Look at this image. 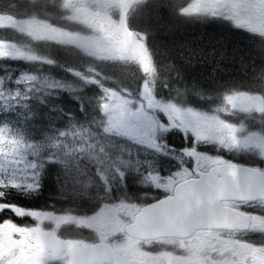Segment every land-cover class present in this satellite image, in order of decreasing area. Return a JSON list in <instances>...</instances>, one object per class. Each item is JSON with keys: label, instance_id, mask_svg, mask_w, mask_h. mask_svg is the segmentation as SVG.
Segmentation results:
<instances>
[{"label": "rangeland", "instance_id": "rangeland-1", "mask_svg": "<svg viewBox=\"0 0 264 264\" xmlns=\"http://www.w3.org/2000/svg\"><path fill=\"white\" fill-rule=\"evenodd\" d=\"M113 1L114 4L111 5H106L108 0L97 2L95 8L92 10L89 9V4L83 0L64 1L67 4L66 8L68 15L74 17L76 20V22L74 21L75 23L83 26L81 31L84 33L80 32V34H71L64 30L54 29L46 23L38 21V14H28L26 11L24 13L11 14V11L3 10L4 7L0 8V59L8 60L10 58L26 55L27 53H25V49H27V46L24 44L28 43V40L32 43L50 40L54 42L66 41L77 47L80 46L82 57L85 60L92 62L94 65L106 66L108 58H110V61H114L113 58L118 57L130 58L137 61L140 60L139 57L132 55V53H110L101 49L103 47V42L101 41L104 39L103 37L105 34L100 29H96L92 26V22L96 24L104 22L95 18L97 13L105 15L109 12L108 8H110V6L118 5L120 7V17L124 18L127 13L128 16H130V13H132L135 6H140L133 13V19H135L141 16V8L144 5L138 4L142 0H124L123 2H120L119 0ZM209 1L210 0H190L181 12H186L188 15H190V13H203L208 16H218L222 20H225L223 22H227L229 25L235 24L244 30L254 31L264 35V2L262 0H218L208 6ZM91 2L92 0L89 1V3ZM206 4L208 7L206 10L198 11ZM158 15L159 14L154 11L149 14L146 13L143 16L146 25L152 23L153 27L155 29L158 28L160 31H158V34L171 35L172 30L159 24ZM9 17L13 18L9 19ZM26 18L30 22H40L41 25L39 26V31L44 30L45 33H35L27 30L23 25ZM165 21H169L172 24L174 23L170 16L166 17ZM218 24L220 25L221 22H218ZM55 25L59 27L62 26L60 18L56 19ZM218 27L220 26L216 24L209 27L211 30L217 28L215 30L219 31L217 34H207L206 38L211 41L213 45H216L217 42H221L220 45L231 42L229 35L232 33L228 31L230 30L229 26L223 25L221 28ZM201 28L204 27L202 26ZM201 32L206 31L204 29V31ZM187 34L189 35V33ZM235 34L236 36L232 39L236 42L239 38L237 33ZM178 38L182 39V37L179 36ZM243 38L247 39L246 43L250 44V46L251 44H255L250 42V37ZM113 39L133 49L122 38L117 37ZM248 39L250 41H248ZM176 41L177 39H175V44L177 43ZM183 41L185 44H203L201 41V43H198L199 40L196 41L194 38L191 40L190 35L189 38H186ZM114 44H116L114 41H110L109 43L111 48ZM250 46H244L245 49L243 50H248L251 48ZM169 47H175L174 41H169ZM222 48L225 52L221 55L219 54L217 57L220 62H223L225 65H234V63L239 64V58L234 54L235 51L231 50L234 48L227 45ZM156 49L159 51V59L162 60V57H165L164 52H161L158 48ZM235 49L238 50V47ZM251 49H254L256 53L258 50H261L259 46L256 48L252 47ZM201 50H205L201 53L202 55L205 54L207 56L208 52L206 51H208V49L201 48ZM214 54L215 53L213 52L209 55ZM147 59H149L148 56L143 59L144 61L142 64L141 62L139 63L141 66L140 75L141 77H144V80H139L141 83L139 89L140 94H138L139 99L136 100L134 97H126L117 93L112 86H105L99 83L101 82L99 80L80 81L86 85L95 84L99 88V101L104 107V120L106 122L104 128L105 131L110 135H116L117 137L124 138L128 143L134 144L132 145L133 148H129L127 152L126 150H118L115 152V150L109 149V152L116 154L115 157L120 159L116 160V158H109L113 167L118 170H131L134 166L129 165V163H135L136 160L141 159V157L146 158L148 155L150 156L149 158L164 156L167 159L171 158V160L165 161L161 165V170H164L166 173H171V169L172 171L178 172L181 167L180 164L183 163V161L189 162L190 158L195 156V153L199 160V157L202 154L198 155V152L193 150L187 152L184 149L180 152H174L173 149H171V154L168 155L165 153L167 148L159 144V137L155 132H158L160 126L163 125L160 119L169 116L171 108L170 106H166L161 99V92H159V89L165 87L162 85V80L158 77L159 75L156 72L155 65L154 68H152ZM240 67L243 66L240 65ZM0 70H2V68H0ZM78 78L80 79L79 76ZM258 82H260V80H251L248 84L238 87L239 89H244L243 93L245 94L240 95V93L234 91L232 95L224 97L216 92H211L207 87H204L202 90L195 89L192 91L186 86V90L181 93L178 92L170 102L171 105L176 103L179 108L182 109H188L192 105V102H195V106L198 109H202V111L205 110L207 113L220 112L223 113V115H226L231 112H237L241 116L244 114L245 116H248L247 114H250L255 117V120H257L258 123H261L264 122V93L262 95L257 94L260 93V87L262 86ZM113 83H115L114 80ZM76 87L77 85L75 83L71 84L66 81H56L53 79L49 80L40 74H18L16 71H5L4 73L2 71L0 73V191H2L1 189L5 188L6 185L18 187L23 183L25 186L24 189L27 190V186L33 182L34 172L37 170V163L33 159V152L35 151L37 143H31V141L25 139L18 131V127L20 126L19 123L20 121L22 122V119L25 117V110L28 109L26 104L28 102H33L35 99H42V96L48 93L59 91L75 93ZM229 87H231L232 90L235 89L233 86ZM127 88L130 89L131 86L129 85ZM230 91L231 90L228 87L225 89V93ZM253 91L254 93L251 94ZM207 94H211L210 99L205 98ZM169 96L171 97V95ZM176 112L178 111L174 112V110H172L171 115L180 114L179 112ZM239 117L240 116L237 118L239 119ZM190 118L195 121L194 124L196 127L193 129L196 130L198 135V137L193 139L199 141L198 143H200V145L205 144L204 146H211L214 150H217V152H229L232 149H236L240 154H247V151L250 150L253 154H256L259 161H264V136L262 138H257L252 135H247V133H244L243 128H235L234 130L227 129L218 121H206L198 116H193V114ZM255 120H253L252 124H257ZM235 122L236 120L234 123ZM242 123H245V120L243 121L241 118L240 124ZM164 124L166 125V123ZM246 128L247 127L244 129ZM53 139H57V142L65 145L67 152L72 148V150L78 149L83 153L85 152L84 150H88L86 145H89L90 148L93 146L92 140L94 137L92 136V139L87 138V133L79 127V129L74 131H65L60 134L56 133L54 134ZM175 147H178L179 150L181 148L180 145H176ZM103 151L102 147L98 148V145H95V149H93L92 153L94 154L93 157L96 158ZM105 151H107V149ZM130 154H132V156ZM130 157L133 158V161ZM173 157L177 158L176 161H174ZM92 162H94V160H92ZM142 162H146V160H143ZM210 163H221V160L216 156H206L200 159L196 164L197 167H199L200 164L206 166ZM104 165L103 168L107 169L108 165ZM137 167L138 165L134 168L136 172L139 170ZM151 167L152 166L150 165L147 168H144L149 169ZM146 173H149L144 177L149 179L148 182H145V184H148L152 182L150 175L153 172L147 171ZM90 176L91 174L89 177ZM0 210L6 211L7 208H0ZM110 211L111 208L105 206L99 213L108 214ZM21 215L27 216V214ZM34 217H36L39 227H42L44 224H49V222H55L54 219H47L46 216L42 214L34 215ZM70 220L71 219L68 218H62L60 221L61 224L62 221L66 224V221ZM77 223V221H74L73 226L77 227ZM13 228L14 227L6 223L0 224V264H11L14 255L17 258V263L15 264H44V260L47 256L44 250L38 248L31 251V254L26 251L25 247H27L26 245H29V238L33 233L28 234L24 229L17 228V231L15 232ZM13 235H15V237H13ZM33 237H35V235H33ZM262 237L264 238V233L262 234ZM59 247V251L61 252L58 253L59 257L63 258V253L69 257L63 258V261L67 260V262H71L76 261L71 257H73V253L76 254L78 250L82 251L83 244H69L66 248L64 245ZM23 254H28V256H23Z\"/></svg>", "mask_w": 264, "mask_h": 264}, {"label": "trees", "instance_id": "trees-1", "mask_svg": "<svg viewBox=\"0 0 264 264\" xmlns=\"http://www.w3.org/2000/svg\"><path fill=\"white\" fill-rule=\"evenodd\" d=\"M173 1L176 5L178 4V0ZM174 3H157L156 7L150 9L151 11H145L141 15L143 17L146 13L149 14L154 11L159 14V24L172 30L171 35L158 34V28L155 29L152 23L146 25L145 20L141 21L142 25L149 30L150 35L148 38L154 50L152 52L153 56L159 58V51L156 48L165 54L162 60L164 59L166 63L163 64V67L156 69L160 80H176L180 83L178 88L180 93L186 90V87L181 85L184 81H186L185 85L192 91L195 89L202 90L204 87L214 91L218 86L239 85L241 87V85H246L251 80H260L258 83L264 80L263 38L259 36L250 37L251 41L249 39L248 41L255 43L250 46L246 43L247 39L243 38H248L249 35H240L241 37L238 36L239 39L235 42L232 38L236 35L232 33L229 35L231 42H227L228 44L220 45L221 42H217L216 45H213L206 38V35L217 34L219 30H211L208 27L201 28V26L196 27L187 23L181 16L177 15V6ZM167 14L173 20V24L165 21V18L168 17ZM204 29L206 32H201ZM187 33H189L191 40L194 38L196 41L199 40L198 43L202 42L203 44H185L183 40L189 38ZM175 39H177L176 44ZM169 41H174L175 47L170 48ZM225 45L234 48L231 50L235 51L234 54L239 58L238 63L243 67H240L237 63L225 65L219 61L217 57L225 52L222 48ZM244 46H250L251 48L259 46L261 50H258L257 53L251 48L243 50L245 49ZM40 47L43 50L36 51L34 54L47 61L46 70L49 75L57 78L59 75L64 76L68 70H76L83 75L88 72L84 60L79 57L77 51L59 49L53 43H46L40 45ZM236 47H238V50L235 49ZM201 48L208 49L206 51L208 52L207 56L202 55L201 52L205 50H201ZM213 52L214 55H209ZM3 64L7 67L10 62H3ZM17 65L20 66L21 64L17 63ZM95 70L97 73L93 77L95 80L101 81L99 83L108 87L112 86L119 93H130V97H137V89L133 88V84L124 82V80H135L132 74L133 69L115 67L105 70L95 68ZM66 77H68V74ZM113 80L115 83H113ZM60 81L75 83L77 85L76 92L74 94L66 91L55 92L26 104L28 109L25 110V117L19 123L18 131L31 143H37L33 152L37 170L34 172V180L27 186V190L24 189V183L18 187L6 185L5 188H2V191H0V207L16 208L30 212H48L53 215L87 217L97 211V205L99 204L89 200L94 196L88 193L84 194L82 190L96 188L94 184H96V181H100L99 178L102 177L109 181L110 198L115 201L113 194L118 190L116 185L118 173H132L130 170H118L113 165L110 170L103 168L105 162L111 164L109 158H116V154L109 152V149H113L115 152L118 150H126L127 152L129 148H133L132 145L134 144L105 131L106 122L103 106L99 101V88L95 84H83L80 80ZM129 85L131 86L130 89L127 88ZM79 127L87 133V138L92 139V136L94 137L92 149L89 145H86L88 150H84L83 153L78 149L72 150V148L67 152L65 145L57 142V139H53L56 133L74 131ZM95 145H98V148L102 147L104 150L96 157L98 159L93 157L94 154H92ZM106 149L107 151H105ZM130 155L132 156V154ZM116 160L120 159L116 158ZM233 161L247 164L242 161V158ZM85 183L88 185L85 186ZM130 188L132 189L131 186ZM95 197L102 198L104 196L98 195ZM10 213L11 211L0 210V221L10 220L21 223L30 220L29 218L11 216Z\"/></svg>", "mask_w": 264, "mask_h": 264}, {"label": "flooded vegetation", "instance_id": "flooded-vegetation-1", "mask_svg": "<svg viewBox=\"0 0 264 264\" xmlns=\"http://www.w3.org/2000/svg\"><path fill=\"white\" fill-rule=\"evenodd\" d=\"M43 5L42 14L49 15L48 1H50L56 9V12L51 11L54 17L59 15V12L63 10L61 3L67 0H39ZM81 1V0H79ZM89 4V9L95 8L97 2L102 0H83ZM123 2L124 0H119ZM6 3L11 14L30 13L31 0H0V3ZM157 3H161L160 0H147L144 6L141 8V14L156 7ZM114 4L113 0H108L106 5ZM8 9H3L8 11ZM2 10V11H3ZM109 12L105 15L97 13L95 17L103 23H93L96 29H100L104 32V39L102 50L110 53L123 52L124 54L133 55V50L126 45L117 42L113 38L120 36V31H131L143 42L145 36H149V30L146 29L141 21L143 17L133 19L130 13L126 14V17H120V7L110 6ZM151 11V10H150ZM28 16V15H27ZM114 16V17H113ZM13 18V17H11ZM9 17V19H11ZM74 18V17H73ZM107 21V22H106ZM24 27L30 30L31 23L26 18L23 22ZM41 25V24H40ZM83 27V26H82ZM38 29V27H37ZM45 33L44 30L39 31ZM143 39V40H142ZM110 41H114L116 44L111 48ZM145 41V40H144ZM172 119H170L171 121ZM180 125L173 124L175 130L171 132V146L174 152L180 145L179 150L189 152L193 150L202 154L199 160L206 157L202 152V147L198 146L199 141L193 138L198 137L196 127L193 121L188 118L187 120L178 119ZM184 151V152H185ZM174 156V155H173ZM176 161V157H173ZM197 154L191 157L189 162L183 161L178 172L172 171L171 173H152L150 178L152 182L145 184L144 182L138 183V189L136 194L148 196L151 199L148 203H152L156 200L164 198L169 195H173V192L177 185L186 182L188 180H196L198 178V172H206L209 166L214 164L210 163L206 166L200 164L197 167L199 161ZM174 165V164H173ZM176 170V169H175ZM149 173L142 174L143 177ZM150 179V180H151ZM149 180L148 178L146 179ZM153 195V196H152ZM152 196V197H151ZM158 196V197H157ZM227 207L238 211L241 214L249 217V227L246 231H225V230H210V229H198L182 238H157L151 240L134 239L127 236L124 233V226L133 221L134 216L138 208H133L131 205H125L124 207L118 205L112 207L111 211L106 214L96 213L92 214L88 222H78L77 226L87 225L88 238L85 240H74L69 238H61L59 236L49 235L48 230H28L30 235L29 245H26V251L31 254V251L36 249H42L46 252V258L44 264H105L103 262H88L86 261L85 249L89 246L101 244L98 246L99 257L106 258L105 251L109 245L111 248L110 261L107 264H264V247H259L256 244L257 233L264 230V202H252V203H227ZM261 210V211H260ZM263 211V212H262ZM57 227L65 226L62 221L61 225ZM14 231L17 229L14 227ZM19 231V230H18ZM36 232V233H35ZM62 232V230H61ZM15 237V235H13ZM69 244L80 245L83 244L82 251L78 250L73 257L76 261H63V258L68 257L62 253L63 258L59 257V246L64 245L66 248ZM82 252V253H81ZM28 256V254H23ZM109 256V255H108ZM69 258V257H68ZM17 263V258L14 255L11 264ZM23 263V262H22Z\"/></svg>", "mask_w": 264, "mask_h": 264}, {"label": "water", "instance_id": "water-1", "mask_svg": "<svg viewBox=\"0 0 264 264\" xmlns=\"http://www.w3.org/2000/svg\"><path fill=\"white\" fill-rule=\"evenodd\" d=\"M125 37L132 42L131 34ZM264 200V173L239 165H219L199 179L180 185L173 197H167L140 209L133 224L126 226L135 238L182 237L199 228L243 230L247 216L222 207L221 202ZM86 249L90 259L94 249Z\"/></svg>", "mask_w": 264, "mask_h": 264}]
</instances>
